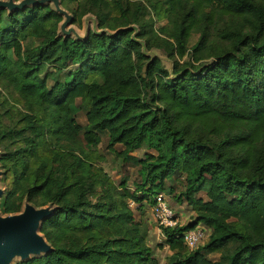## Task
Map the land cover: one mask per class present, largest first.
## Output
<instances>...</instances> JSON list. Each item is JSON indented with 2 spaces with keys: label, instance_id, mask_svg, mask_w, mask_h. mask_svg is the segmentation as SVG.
Masks as SVG:
<instances>
[{
  "label": "trees",
  "instance_id": "trees-1",
  "mask_svg": "<svg viewBox=\"0 0 264 264\" xmlns=\"http://www.w3.org/2000/svg\"><path fill=\"white\" fill-rule=\"evenodd\" d=\"M75 1L74 19L92 12L111 32L62 37L46 4L0 9V80L25 109L2 132L23 144L2 159L1 210L20 211L24 196L55 206L40 228L51 251L15 264H159L131 203L154 206L177 173L176 198L196 216L161 229L168 264H264V0ZM150 8L167 22L155 28ZM99 132L138 164L133 189L97 165ZM199 224L210 233L191 250L183 234Z\"/></svg>",
  "mask_w": 264,
  "mask_h": 264
},
{
  "label": "rangeland",
  "instance_id": "rangeland-1",
  "mask_svg": "<svg viewBox=\"0 0 264 264\" xmlns=\"http://www.w3.org/2000/svg\"><path fill=\"white\" fill-rule=\"evenodd\" d=\"M57 1V4H55L54 2H45L41 4H46L50 6L55 12L60 14L61 20L57 26V33L59 36L83 40L91 30L98 32L107 30V32H111L107 28L100 27L96 14L92 12H87L81 17L78 16L76 19H74V14L72 10L77 7L78 1ZM105 1L110 2V0H104V2ZM108 9L111 10L110 5H108ZM148 16L154 19L155 28H159L167 22V19H155L151 8L148 10ZM196 39L197 35H193L190 40V44H193ZM148 54L151 57H157L160 62L164 65V67L167 70L171 71V61L162 50L152 48L150 51H148ZM74 67L75 66H69L68 68L61 71L57 68L50 67V70H48L52 74V79L50 83L54 82L59 71L62 74L66 75L69 69H72ZM24 111L25 109L23 100L8 86V84L4 80H0V191L2 192L1 200L5 198L8 193V184L4 173L5 167L2 159L7 157L9 150H13L23 144L21 141H15L16 139L13 137L2 135V132L4 129L10 128L12 125H14L16 120L20 118ZM77 120L82 126H86L85 109L81 108V110L78 112ZM99 134L101 136V142L95 149L96 152L99 154V157L96 158V160H98L96 161L97 165L103 169V171L109 176L112 182H114L115 184H120L123 179H126L127 186L133 189L134 182L139 180L138 164L133 163L132 161H125L122 157L116 156L113 152H110L107 149L108 134L106 132H99ZM14 142H17L18 144H15ZM121 149L122 147L120 145H116L117 151H120ZM145 152V149H138L131 153V155L137 158H142ZM173 179L174 180L172 184L168 182V185H172L174 188L173 193H163L166 197L167 203L176 212L178 224L184 225L188 222H191L192 220L194 221V218L196 216V209L188 205L186 201H179L176 198V194H178L179 191L183 188V179L178 173L174 175ZM198 196L205 198L204 192L198 193ZM90 199L92 200V202H95L96 200L95 196L90 197ZM26 203H29L35 206L36 208L47 207L49 209L55 210V206L51 205H44L40 207L36 206L35 204L28 202L27 197L24 196L20 211L15 213L21 212ZM131 206L134 210L135 219L144 222L148 227L147 243L153 249L156 258L159 261V264H168L172 252L166 243V237L164 236L162 230L157 226L154 220L153 206L150 207L147 203H145L142 209L137 208V203H131ZM1 213L3 216L10 215L8 213H3L2 211ZM207 232L208 234L210 233L208 228ZM41 234L43 235V233ZM207 238L208 236L205 238L204 242ZM44 254L46 253H41L39 255ZM39 255L32 254L26 259H23L21 256L17 255L13 257L10 264H15ZM205 255L211 260L217 261L219 259V253L205 252Z\"/></svg>",
  "mask_w": 264,
  "mask_h": 264
},
{
  "label": "water",
  "instance_id": "water-1",
  "mask_svg": "<svg viewBox=\"0 0 264 264\" xmlns=\"http://www.w3.org/2000/svg\"><path fill=\"white\" fill-rule=\"evenodd\" d=\"M45 2L58 3L57 0H20L18 2L0 0V9L15 10ZM1 197L2 192L0 191V264H10L13 257L17 255L26 259L32 254L50 252L51 246L40 233V228L55 210L47 207L36 208L26 203L21 212L3 216Z\"/></svg>",
  "mask_w": 264,
  "mask_h": 264
},
{
  "label": "built area",
  "instance_id": "built-area-1",
  "mask_svg": "<svg viewBox=\"0 0 264 264\" xmlns=\"http://www.w3.org/2000/svg\"><path fill=\"white\" fill-rule=\"evenodd\" d=\"M153 217L160 229L174 227L178 224L176 212L167 203L164 193H159L156 196V202L153 206ZM208 235L207 228L199 224L195 228L185 231L183 239L185 245L189 249L194 250L204 243Z\"/></svg>",
  "mask_w": 264,
  "mask_h": 264
}]
</instances>
